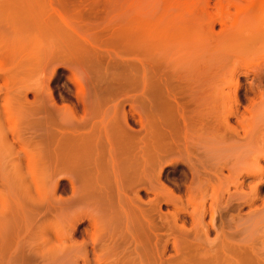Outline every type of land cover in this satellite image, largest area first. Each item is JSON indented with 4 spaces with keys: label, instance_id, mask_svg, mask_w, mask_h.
Here are the masks:
<instances>
[{
    "label": "rangeland",
    "instance_id": "rangeland-1",
    "mask_svg": "<svg viewBox=\"0 0 264 264\" xmlns=\"http://www.w3.org/2000/svg\"><path fill=\"white\" fill-rule=\"evenodd\" d=\"M0 116V264H196L261 245L248 206L219 208L208 233L193 224L200 200L187 193L186 162L204 175L222 169L211 178L220 198L259 180L247 173L264 167V0H0ZM97 120L107 161L99 168L112 170V146L118 162L136 156L139 170L144 150L151 162L170 150L157 152L170 160L162 181L174 196L161 204L168 224L157 211L134 214L132 193L105 168L112 202L96 199L103 211L91 223L94 204L79 203L54 155L60 133H97ZM212 194L209 187L208 207Z\"/></svg>",
    "mask_w": 264,
    "mask_h": 264
},
{
    "label": "bare ground",
    "instance_id": "bare-ground-1",
    "mask_svg": "<svg viewBox=\"0 0 264 264\" xmlns=\"http://www.w3.org/2000/svg\"><path fill=\"white\" fill-rule=\"evenodd\" d=\"M149 23V22H148ZM145 26V25H144ZM136 27V26H135ZM146 27H148V26H146ZM137 29V28H136ZM141 29V28H140ZM152 32V31H151ZM160 32V31H159ZM147 33V32H146ZM86 93V92H85ZM37 94V93H36ZM35 97V96H34ZM87 101H89L88 100V98H87V95L85 96H82L81 97V102H82V104L84 105V107H88V109H90V104L87 102ZM88 105V106H87ZM86 110V111H88L89 112V110ZM88 112H86V115H88L87 113ZM96 114H98L97 113V111L95 112ZM100 113V112H99ZM66 115V114H65ZM68 115V114H67ZM66 115V116H67ZM99 115V114H98ZM97 115V116H98ZM96 116V115H95ZM96 116V117H97ZM1 117V116H0ZM100 117V116H99ZM68 118V117H67ZM66 120V119H65ZM72 120V119H71ZM73 120H75V119H73ZM72 120V123H71V121L70 120H68L67 122L69 123L68 124V127H69V125L70 124H72V125H74L73 123H74V121ZM96 123H94V125H96V127L98 126L99 127V125H101L100 124V122L97 120V121H95ZM98 122V123H97ZM101 122H102V120H101ZM76 124V123H75ZM98 124V125H97ZM77 126V125H76ZM74 127V129H75V125L73 126ZM98 127H97V129H98ZM70 128V127H69ZM77 128V127H76ZM95 128V127H94ZM96 129V128H95ZM101 129V128H100ZM100 129H98V132L96 133H60V135H58V137L60 136V140H59V138H58V140L59 141H57V144H59V146H57V144H56V148H60L61 149V154H62V156H60L61 154H59L57 151V149H55L56 150V153H55V155H54V157L55 156H57L56 154H58V156H60V157H58L57 156V158L59 159V160H57L56 158V160L57 161H59L64 167H65V169H63L65 172H63V170H61V172H63L62 174L63 175H67V178L70 180V182H71V184H72V188H73V195L76 197V199H79L81 196H82V199L80 198L78 201H80V200H82V201H80L79 203H84V198H86V200H90L92 203L90 204V205H92L93 206V204H94V206L95 205H99V204H95V200L97 199L98 201H96V203L97 202H99L100 203V206L101 207H103L102 205H104L105 203H104V201L108 198V197H110L109 196V194H107V193H110V192H108V190H109V187H110V183H107L106 184V182L104 183V182H102V181H107V177H104V178H102V175L101 174H105V172H106V170H105V172H102V173H100L101 172V170L100 169H104L101 165V168H99V164L101 163V164H103V162H102V160H103V156H104V151H103V147H104V145H103V141H104V135L102 134V133H100ZM96 131V130H95ZM77 132V131H76ZM109 135V134H108ZM189 136V135H188ZM187 137V136H186ZM188 138V137H187ZM169 139H170V137H169ZM108 141H109V137H108V139H107ZM110 140H112L111 138H110ZM171 140V139H170ZM176 141V140H175ZM59 142V143H58ZM171 143V142H170ZM174 144V143H173ZM110 145H111V142H110ZM172 146V145H171ZM113 147V146H112ZM110 148V152H109V164L111 165V167H112V170L110 171V169H109V167L110 166H108V169L107 168H105V169H107V170H109L110 171V174H112V175H109V176H113V173H114V177L115 178H113V180H115L116 182H117V184H119L120 183V181H123L124 182V186H123V188H124V190H125V192L122 190L123 188H121V190L123 191L122 193L123 194H126V193H128V190L130 191L128 194H130V193H132V194H130L129 196L130 197H128V199L130 200V202L132 203V205H130L131 206V208L134 210V214L135 213H139L140 215H141V213H143V214H145L146 213V211L147 210H150V212L151 211H157V212H155V213H157L158 214V216L160 217V219H161V221H162V223H163V226H164V224L165 223H167L166 222V220H164V214L162 213V211H161V204H162V202L164 201V202H167V203H169L171 200L169 199V197L170 196H174V194H172L171 195V193L169 194L168 193V196L167 195H165L166 194V192H165V194H164V191H165V188H163L164 187V184H163V181H162V179H163V171H164V165L166 164V161H170V160H168L167 158H168V156H166V157H164V155L162 156V154H161V157L160 156H158V153L157 152H159V148H155L156 150H158V151H155L154 153H155V155H156V157L158 158V160H157V158L156 159H154L156 162H154V161H150L149 160V158L146 156V155H148V154H146L147 153V151H145L144 150V152H145V154H143L142 155V159H141V162H138V163H140V170L139 169H136V168H138L135 164H136V156L134 157L132 154H131V152H125V153H128V154H124V164H123V167L120 165V164H118L119 162H122L123 161V159H122V161H117V157L118 158H120V154L116 157V150L114 149V147L113 148ZM164 147V146H163ZM174 147V146H173ZM58 148V149H59ZM168 148V147H167ZM166 148V149H167ZM172 148V147H171ZM59 149V150H60ZM154 149V148H153ZM165 148H163V150H164ZM173 149V148H172ZM149 150V149H148ZM151 150V149H150ZM162 150V149H161ZM123 151V150H122ZM153 151V150H152ZM168 151V150H167ZM166 150H164V152H167ZM170 151V150H169ZM168 151V152H169ZM161 152V151H160ZM159 152V153H160ZM163 152V151H162ZM161 152V153H162ZM163 152V153H164ZM168 152H167V155H168ZM117 153H119L118 151H117ZM122 153V152H121ZM170 153V152H169ZM123 154V153H122ZM141 154H142V152H141ZM150 155H152V153H149ZM140 155V154H139ZM154 155V154H153ZM154 155V156H155ZM170 155V154H169ZM175 156V155H174ZM108 157V156H107ZM169 157H171V156H169ZM137 158H139L138 156H137ZM174 158V157H173ZM105 159V158H104ZM171 159V158H170ZM56 160H53L54 162L56 161ZM108 160V159H107ZM119 160V159H118ZM173 161V160H172ZM187 161V160H186ZM191 161V160H190ZM53 162V163H54ZM106 163H107V161H105ZM104 162V163H105ZM188 162V161H187ZM186 162V164L188 165V170H189V175L187 174V176H189L190 177V183L186 186V190H187V193H188V195L192 198L193 196H195V195H197V193L199 192V198H197L196 199V201L199 199L200 200V204H199V207L196 209V211L195 212H193L192 214H191V218H192V220H193V224L196 226H201V228L206 232V233H208V231H209V229H211V228H215L216 227V215H217V213L219 212V208H220V214L221 215H223V214H225V213H230V210H234V211H240L243 207H245V206H248L249 208H251L252 209V211H251V213H250V217H252V218H257L258 219V221H259V226H257L259 229H261L262 230V232H264V225H261V224H263V221H264V218H261L262 216V213H264L263 211H264V209L263 210H258V209H256V204L258 203V201H260L261 199H262V193H263V189H264V179H263V176H264V167H260V168H258V169H256V170H254V171H250L249 173H247L249 176H254V177H258L259 178V180H255V181H253L252 183H250L249 184V191H247V192H244V191H242L241 193H239V192H237L236 194H233V193H230L229 194V196L226 198H220V197H218L219 195H217V192L215 193V190H216V187H214V184L212 183V177L213 178H215L214 176H216V179H217V177L220 179V176H222V174L220 175L219 174V172H215L216 170L217 171H219V170H221L222 171V169H213L214 170V174L212 173V172H204L205 173V175L207 174L208 175V173H209V175L208 176H206V177H201L202 175H204L203 174V171L201 172H198L197 170V172L194 170V169H196V168H193V166L191 167L190 166V163L188 164ZM137 163V164H138ZM141 163H142V165H141ZM174 163V162H173ZM176 163V162H175ZM61 164H59L58 162H57V165H58V167L61 165ZM108 164V165H109ZM194 164V163H193ZM56 165V164H55ZM61 165V166H62ZM95 166V168H97V169H99V171H97V170H95V168H94V170L91 168V166ZM106 165V164H105ZM203 165V164H202ZM201 165V166H202ZM205 165V164H204ZM53 166H54V164H53ZM60 166V167H61ZM63 166L61 167V169L63 168ZM90 166V167H89ZM118 166H119V168H120V171H119V168H118ZM122 168H121V167ZM135 166H136V168H135ZM143 167V169H142V167ZM158 166V171L156 172L155 171V169H156V167ZM198 166V165H197ZM58 167L56 166V169H58ZM60 167H59V169H60ZM107 167V166H106ZM153 169H152V168ZM205 167H207V166H205ZM55 169V170H56ZM209 169V168H208ZM91 170L93 171L92 173H91ZM138 170H139V172H138ZM142 170V172L140 173V171ZM206 170V169H205ZM94 171L96 172V174L94 173ZM211 171V170H210ZM220 171V172H221ZM52 172H53V170H52ZM57 172V171H56ZM97 172H99V173H97ZM112 172V173H111ZM54 173V172H53ZM58 173V172H57ZM65 173V174H64ZM93 173H94V175H93ZM183 173V172H182ZM185 173V172H184ZM198 173H201L202 175L201 176H199L198 175ZM210 173H212L211 175H210ZM222 173V172H221ZM61 174V175H62ZM99 175H101V178H99ZM204 175V176H205ZM213 175V176H212ZM50 176V175H49ZM52 176V175H51ZM54 176H55V174H54ZM93 176V177H92ZM106 176V175H105ZM186 176V179H188L189 177H187ZM211 176V177H210ZM184 177V176H183ZM210 177V178H209ZM111 178V179H112ZM198 179L199 181H200V183H201V187H199V188H195L193 185H195L194 184V181H195V179ZM99 179H101V180H99ZM103 179V180H102ZM104 179H106V180H104ZM110 179V180H111ZM198 180H196V181H198ZM215 180V179H214ZM186 181H188V180H186ZM199 181H198V183H199ZM113 182V181H112ZM196 183V182H195ZM197 183V184H198ZM199 183V184H200ZM108 185H109V187H108ZM115 185V184H114ZM238 185V184H237ZM240 185H244V181H242V182H240ZM70 186V185H69ZM112 186H113V184H112ZM117 186V185H116ZM129 189H128V188ZM209 187H211L212 188V190H213V194L211 195V199H212V202L210 203L211 205L208 207L207 206V197L209 196L208 195V188ZM140 188V189H139ZM180 188V187H179ZM91 189V190H90ZM93 189H94V191H93ZM126 189H127V192H126ZM90 190V191H89ZM141 190H143V191H145V192H147V193H151L152 195H153V197H151L150 199H148L147 201H143L142 200V198L140 197V192H141ZM167 190V189H166ZM179 190V189H178ZM92 191H93V194L91 195V193H92ZM89 192H91V193H89ZM96 192H98V193H96ZM113 192V191H112ZM197 192V193H196ZM88 193V194H87ZM121 192H119V196H121L120 198L121 199H123L124 200V197H125V195H123ZM78 194H80V195H78ZM94 194H95V196H97L96 198H95V196H94ZM122 194V195H121ZM88 195V196H87ZM89 195H91L90 197L92 198H94V199H92L91 200V198L89 197ZM104 195H107L108 197L107 198H105L104 197ZM112 195V194H111ZM116 195V194H115ZM133 195V196H132ZM87 196V197H86ZM99 196V197H98ZM113 196V195H112ZM122 196H124V197H122ZM127 196V195H126ZM166 196L168 197V199L166 198ZM74 197V198H75ZM77 197H79V198H77ZM84 197V198H83ZM103 197V198H102ZM177 197V196H176ZM176 197H172V199H174V198H176ZM179 197V196H178ZM184 197V196H183ZM74 198H72V201L73 202H77V200L75 201V199ZM105 198V199H104ZM74 199V200H73ZM102 201H101V200ZM120 199V200H121ZM127 199V200H128ZM177 199V198H176ZM104 200V201H103ZM110 200V202H112L111 201V199H107L106 201V206L105 207H107V205H110V202H108ZM114 200V199H113ZM129 200H128V202H129ZM179 200V199H178ZM176 201V200H175ZM175 201H173V202H175ZM94 202V203H93ZM124 202V201H123ZM123 202H121L120 201V203H123ZM127 202V203H128ZM163 202V203H164ZM172 202V201H171ZM170 202V203H171ZM178 202H180V201H176V203H178ZM103 203V204H102ZM102 204V205H101ZM112 204H114V202L112 203ZM124 204V203H123ZM179 204V203H178ZM181 204H182V202H181ZM197 204H198V202H197ZM116 205V204H115ZM114 205V206H115ZM172 205V204H171ZM91 207L92 209H94V210H92L91 211V208H90V210H88L89 212H87L88 214L91 212V213H93L94 215H92L91 213H90V216H89V218H90V220H91V223L92 224H94L95 223V220H96V218H98V217H96V215L98 216L99 214H100V210H102V209H98V208H96V206L95 207ZM118 206V205H117ZM127 206V205H126ZM147 206V207H146ZM98 207V206H97ZM104 207V208H105ZM109 207H111V206H109ZM113 207V206H112ZM119 207V206H118ZM125 207V206H124ZM197 207V206H196ZM96 208V209H95ZM126 208V207H125ZM108 209V208H107ZM135 209H137L138 211L140 210V212H135ZM147 209V210H146ZM95 210H96V212H95ZM105 210V209H104ZM146 210V211H145ZM103 211V210H102ZM110 211V210H109ZM128 211V210H127ZM131 211V210H130ZM107 212V211H106ZM133 212V211H132ZM192 212V211H191ZM76 213V212H75ZM78 213V212H77ZM72 214V216L73 215H76V217H75V219L78 217L77 215L78 214ZM87 213H85L86 215H87ZM95 213H97V214H95ZM152 213V212H151ZM211 214V220H210V222H206V214ZM82 214V213H81ZM104 215H105V212L103 213ZM134 214H132L133 216H134ZM138 214V217L140 216ZM168 214V213H167ZM166 214V216H169V215H167ZM123 215H125V214H123ZM128 215H129V213H128ZM146 215H148V213H146L145 215H143V216H145L146 218L148 217V216H146ZM155 215V214H154ZM154 215H151V216H154ZM171 215V214H170ZM72 216L70 215V217L72 218ZM100 216V215H99ZM102 216V215H101ZM136 216H137V214H136ZM142 215H141V217H143ZM158 216H156V217H158ZM175 216V215H174ZM87 217V216H86ZM105 217V216H104ZM129 217H131V216H129ZM158 217V218H159ZM85 218V217H84ZM88 218V217H87ZM103 218V217H102ZM106 218V217H105ZM137 218V217H136ZM144 218V217H143ZM150 218V217H149ZM149 218L147 219V221L149 220ZM155 218V217H154ZM170 218V217H169ZM99 219H101V217H99ZM107 219V218H106ZM130 218H128V220H129ZM132 219H135V217L134 218H132ZM150 219H152V218H150ZM170 219H172V218H170ZM261 219V220H260ZM73 220V219H72ZM79 220V218H77V221ZM102 220V219H101ZM138 220V219H137ZM141 220V222H142V219H140ZM155 220V219H154ZM154 220H152L153 221V223H154ZM131 221V220H130ZM130 221L128 222V224L130 223ZM136 221V220H135ZM170 221V220H169ZM124 222V221H123ZM149 222H150V220H149ZM174 222V221H173ZM176 222V221H175ZM139 223V222H138ZM146 224H148V222H145ZM144 223V224H145ZM161 223V224H162ZM142 224H143V222H142ZM145 224V225H146ZM168 224V223H167ZM129 225H131V224H129ZM139 225V224H138ZM144 225V226H145ZM140 226V225H139ZM143 226V227H144ZM146 226H148L149 228H150V226H151V223H150V225L148 224V225H146ZM145 226V227H146ZM161 226V225H160ZM129 227V226H128ZM142 227V228H143ZM147 227V228H148ZM164 228V227H163ZM145 229V228H144ZM153 229V228H152ZM139 230V229H138ZM140 230H142L141 228H140ZM147 230H149V229H147ZM73 231H74V229H73ZM72 231V232H73ZM143 231V230H142ZM142 231H140V232H142ZM145 231H146V229H145ZM255 235H258V234H256L257 232H256V229H255ZM147 234H148V232H146ZM145 233V235H147ZM150 233V235H151V232H149ZM71 234H73V233H71ZM75 234V233H74ZM142 235V234H141ZM254 235V236H255ZM259 235H260V233H259ZM253 236V235H252ZM135 237H136V235H135ZM148 237H149V235H148ZM150 238V237H149ZM168 238V237H167ZM254 239H256V236L255 237H253ZM170 240V239H169ZM259 240H261V245L259 246V245H255V243L252 245L251 244V242L249 243V244H251L250 246H248V247H239V248H237V252H236V254L237 255H235L234 256V258L233 257H231V256H229L228 255V253H232V252H234V251H227L225 254H224V249H222V254H221V256L224 254L225 255V259H223V256H222V261H220L221 259H219V260H202V261H200V262H198V263H196V264H264V235H260L259 236ZM256 242V241H255ZM259 243H260V241H259ZM165 244V243H164ZM164 244L162 245V246H164ZM177 244V243H176ZM258 244V243H257ZM176 248H177V246H176ZM166 249V244H165V246L163 247V251ZM234 249H236V248H234ZM93 250H95V248H93ZM166 252V251H165ZM219 253V252H218ZM221 253V252H220ZM160 254V253H159ZM235 254V253H234ZM161 255V257H162V254H160ZM220 255V254H219ZM232 255H233V253H232ZM163 256H164V254H163ZM216 258V257H215ZM220 258V257H219ZM161 259H164L163 257L161 258ZM213 259V258H212ZM218 259V258H217Z\"/></svg>",
    "mask_w": 264,
    "mask_h": 264
}]
</instances>
